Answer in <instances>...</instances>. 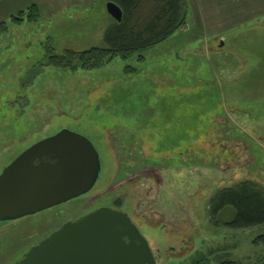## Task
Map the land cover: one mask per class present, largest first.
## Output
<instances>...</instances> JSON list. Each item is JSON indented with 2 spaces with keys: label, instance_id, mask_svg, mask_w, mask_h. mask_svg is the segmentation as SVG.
<instances>
[{
  "label": "rangeland",
  "instance_id": "374dc122",
  "mask_svg": "<svg viewBox=\"0 0 264 264\" xmlns=\"http://www.w3.org/2000/svg\"><path fill=\"white\" fill-rule=\"evenodd\" d=\"M81 1L32 0L37 21L0 19V174L63 128L103 164L89 195L0 222V264L103 205L141 225L158 264H261L264 224L224 225L211 203L242 181L264 189V0H186V26L156 47L100 70L57 68L53 56L102 46L115 22L106 0Z\"/></svg>",
  "mask_w": 264,
  "mask_h": 264
},
{
  "label": "water",
  "instance_id": "95a60500",
  "mask_svg": "<svg viewBox=\"0 0 264 264\" xmlns=\"http://www.w3.org/2000/svg\"><path fill=\"white\" fill-rule=\"evenodd\" d=\"M106 8L121 21L114 2ZM102 172L101 156L83 134L63 128L25 149L0 174V222L34 215L89 194ZM226 224L235 209L219 215ZM14 264H158L149 240L128 213L100 207L58 229L30 247Z\"/></svg>",
  "mask_w": 264,
  "mask_h": 264
},
{
  "label": "trees",
  "instance_id": "16d2710c",
  "mask_svg": "<svg viewBox=\"0 0 264 264\" xmlns=\"http://www.w3.org/2000/svg\"><path fill=\"white\" fill-rule=\"evenodd\" d=\"M107 2H114L120 6L123 18L121 21L115 20L106 29L104 44L81 52L67 50L62 55L53 56L51 64L71 71L100 70L116 58L128 59L137 52L156 47L176 32L183 30L187 24L186 0H106ZM40 16L39 6L33 4L12 16L11 21L16 24L26 20L35 22ZM7 28L6 22H0V34ZM144 59V56H139V60ZM130 68L128 65L127 69ZM227 206L235 209L237 213V219L233 224H226L218 217ZM211 207L213 208L211 217L216 219L218 217L217 221L224 225L251 227L264 224V189L255 182L242 181L233 187L220 190L212 198ZM254 243L257 246L264 244V233L259 235ZM219 264H242V262L230 260ZM261 264H264V255Z\"/></svg>",
  "mask_w": 264,
  "mask_h": 264
},
{
  "label": "crops",
  "instance_id": "0c3cea01",
  "mask_svg": "<svg viewBox=\"0 0 264 264\" xmlns=\"http://www.w3.org/2000/svg\"><path fill=\"white\" fill-rule=\"evenodd\" d=\"M46 1H48V3L50 2L51 4H53L51 0H46ZM76 1L77 0H74L75 4H71V6H77ZM81 3L83 2L81 1ZM33 4L36 3L32 2V0H0V19H2L3 16L5 15H9V16L16 15L20 11L28 9ZM85 6L88 7L87 4H85Z\"/></svg>",
  "mask_w": 264,
  "mask_h": 264
},
{
  "label": "flooded vegetation",
  "instance_id": "af4514ba",
  "mask_svg": "<svg viewBox=\"0 0 264 264\" xmlns=\"http://www.w3.org/2000/svg\"><path fill=\"white\" fill-rule=\"evenodd\" d=\"M32 145V144H31ZM30 145V146H31ZM28 148V147H27ZM27 148H25V149H27ZM24 149V150H25ZM23 150V151H24ZM22 151V152H23ZM21 152V153H22ZM20 153V154H21ZM87 195H89V194H87ZM87 195H84V196H87ZM84 196H81V197H84ZM81 197H78V198H75V199H73V200H76V199H79V198H81ZM73 200H71V201H73ZM71 201H69V202H71ZM68 203V202H67ZM64 204H66V203H64ZM61 205H63V204H61ZM61 205H57V206H54V207H52V208H49V209H47V210H50V209H54V208H56V207H58V206H61ZM104 206H106V205H103V206H100V207H104ZM100 207H98V208H100ZM108 207H110V206H108ZM98 208H96V209H98ZM114 208V207H113ZM96 209H93V210H96ZM116 209V208H115ZM93 210H91V211H93ZM46 210H44V211H41V212H38V213H36V214H34V215H37V214H40V213H43V212H45ZM91 211H87V212H85V213H83V214H81V215H79V216H77V217H74V218H70V219H77V218H79V217H81V216H83V215H85V214H87V213H89V212H91ZM34 215H30V216H34ZM130 216V215H129ZM27 217V216H26ZM131 217V216H130ZM23 218H25V217H23ZM132 218V217H131ZM19 220V219H18ZM67 220H69V219H67ZM66 220V221H67ZM132 220L135 222V220L132 218ZM14 221H16V220H14ZM66 221H64V222H66ZM12 222V221H11ZM136 224H137V226L139 227V229L141 230V232L144 234V232L142 231V227H141V225L139 224V223H137V222H135ZM63 223H61L60 224V226L62 225ZM60 226H58L57 228H55L54 230H56V229H58ZM54 230H52L51 232H53ZM50 232V233H51ZM50 233H48L46 236H48ZM145 235V234H144ZM46 236H44L43 238H45ZM146 236V235H145ZM42 238V239H43ZM147 238V237H146ZM41 239V240H42ZM148 239V238H147ZM149 240V243H150V246H151V248H152V250H153V252H154V254H155V256H156V258H157V262L159 261V257H160V251H159V249L158 248H156V246L154 245V243L152 242V241H150V239H148ZM39 242V241H38ZM37 242V243H38ZM37 243H35V244H37ZM34 244V245H35ZM33 246V245H32ZM31 246V247H32ZM25 254V253H24Z\"/></svg>",
  "mask_w": 264,
  "mask_h": 264
}]
</instances>
